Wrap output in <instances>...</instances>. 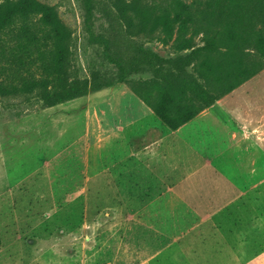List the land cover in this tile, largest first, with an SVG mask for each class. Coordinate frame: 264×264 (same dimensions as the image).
Segmentation results:
<instances>
[{
  "label": "rangeland",
  "instance_id": "1",
  "mask_svg": "<svg viewBox=\"0 0 264 264\" xmlns=\"http://www.w3.org/2000/svg\"><path fill=\"white\" fill-rule=\"evenodd\" d=\"M40 1L57 8L70 28L72 62L57 85L73 79L77 85L87 84L95 76L114 83L62 103L22 91L0 96V264H264V192H216L212 187L206 192H142L137 197L136 192H103L101 180L94 192H87L85 181H74V158L85 161L81 153L87 133L95 134L89 142L95 150L102 146L103 125L109 126L111 119L104 112L110 109H124L126 123L150 119L151 114L157 127L169 130L186 124L206 127L210 140L201 149L204 159H261L264 55L244 45L253 57L243 63L237 54L214 57L203 33L189 32L193 42L187 47L174 45L178 32L166 43L163 32L147 31L127 36L141 41L149 55L140 58L139 71L126 73L100 42L108 22L99 5L89 21L86 0ZM26 24L38 38L28 59L18 61V47L0 49V82L9 90L10 85L32 86L47 72H56L54 56L46 54L49 33L38 18ZM212 70L219 83L238 76L246 80L172 128L154 105L156 99L162 102L158 96L169 99L160 72H187L206 85L204 75ZM170 97L180 99L179 94ZM181 97L186 106L199 104L190 95ZM162 109L175 118L191 111L174 104Z\"/></svg>",
  "mask_w": 264,
  "mask_h": 264
},
{
  "label": "trees",
  "instance_id": "2",
  "mask_svg": "<svg viewBox=\"0 0 264 264\" xmlns=\"http://www.w3.org/2000/svg\"><path fill=\"white\" fill-rule=\"evenodd\" d=\"M86 5L89 21L93 19L96 5L100 6L108 22L107 35L103 36L100 42L106 47L111 60L126 73L139 71L142 61L140 58L143 54L149 55L141 41L127 36L147 31L163 32L166 37L163 41L166 43L178 32L174 45L183 43L187 47H191L193 42V37H187L189 32L203 33L206 36V47L214 57L237 54L240 56L238 60L243 63L249 61L248 56L253 57L245 50L244 45L256 50L257 55H264V0H86ZM32 18H38L43 31L49 33L52 39L46 44V54L54 56L53 65L56 72H47L46 78L41 76L42 78L33 81L32 86L26 84L27 87L20 88L18 85H10L11 90L6 89L3 82H0V96L7 97L22 91L31 95L37 93L51 103H62L84 96L90 90H98L103 85L111 86L114 83L104 76H95L87 84L77 85L73 79L57 85V81H60L64 74H69L72 62L71 35L68 33L70 28L62 20L57 8L40 0H0V49L18 47L22 52L19 58L17 56L18 61L23 63V59H28L29 48L35 47L38 42L35 28L31 30L30 25L26 24V21ZM248 26L249 31H246L245 27ZM16 31H21L24 35L17 37L14 34ZM9 35L13 39L17 38L15 45L6 41ZM151 60L152 55L149 58V61ZM213 62L214 60H211L209 65ZM160 73L169 99L160 94L158 97L162 98V102H157L156 99L154 105L162 119L174 129L195 118L205 108L212 106L220 96L246 80V77L242 79L238 76L239 78L226 83H219L213 75L215 70H212L206 72L205 75L208 76L204 75L206 85H203L187 72ZM173 94H179L180 99L173 102V97H170ZM186 95L195 98L199 104L195 107L186 106L181 97ZM166 104H174V107L179 109L191 107V111L182 112L181 116L175 118L162 109L166 108Z\"/></svg>",
  "mask_w": 264,
  "mask_h": 264
},
{
  "label": "crops",
  "instance_id": "3",
  "mask_svg": "<svg viewBox=\"0 0 264 264\" xmlns=\"http://www.w3.org/2000/svg\"><path fill=\"white\" fill-rule=\"evenodd\" d=\"M122 110H105L111 119L109 126L103 125L102 146L95 150L89 143L95 134L87 133L81 153L85 161L74 158V181H85L87 192H94L100 180L103 192H136L137 197L142 192H206L212 187L216 192H264V155L204 159L201 149L210 140L206 127L186 124L169 130L157 127L151 114L150 119L126 123ZM212 173L217 177L209 178Z\"/></svg>",
  "mask_w": 264,
  "mask_h": 264
}]
</instances>
